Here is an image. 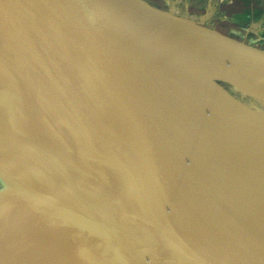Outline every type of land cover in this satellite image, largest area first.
<instances>
[{
  "label": "water",
  "instance_id": "95a60500",
  "mask_svg": "<svg viewBox=\"0 0 264 264\" xmlns=\"http://www.w3.org/2000/svg\"><path fill=\"white\" fill-rule=\"evenodd\" d=\"M123 26L110 0H0V182L23 208L80 243L89 257L80 264H264V203L202 190L199 177L213 185L197 163L190 173L189 146L157 165L169 198L86 95L84 36L152 60L148 47L130 48ZM220 34L264 60V50ZM120 53L96 51L99 71L124 69ZM177 89L222 159L194 91L181 81ZM24 150L38 165L36 177L23 166Z\"/></svg>",
  "mask_w": 264,
  "mask_h": 264
},
{
  "label": "bare ground",
  "instance_id": "6f19581e",
  "mask_svg": "<svg viewBox=\"0 0 264 264\" xmlns=\"http://www.w3.org/2000/svg\"><path fill=\"white\" fill-rule=\"evenodd\" d=\"M110 2L124 19L123 31L127 32L125 36L131 37L130 48L148 47L152 60L148 55L149 61L145 64V56L139 50L123 53L121 44L111 48L95 34L84 36L89 41L85 42L84 89L106 126L166 188L169 198L174 193L157 165L163 164L168 155L189 146L197 165L213 185L207 188L209 194L264 203V102L255 93L264 90V60L233 48L220 32L171 16L151 2ZM115 48L125 56L124 69H116L113 74L109 70L99 71L96 51L106 56L107 51ZM139 60L144 67L142 64L138 67ZM227 66H233L239 76L260 90L245 88L233 76H230L232 87L226 85L228 90L221 86L223 83L212 88V79L220 76L229 80L225 72ZM149 67L161 76L159 82L148 73ZM99 81L112 88V95L101 94ZM179 81L194 91L193 105L198 106L203 113L202 120L210 125L222 159L212 152L208 144L211 138L203 136L198 120L183 104L177 91ZM22 159L28 175L36 177L38 165L34 158L24 150ZM1 188L6 199L19 208L17 219L27 227L23 231L17 225L1 228L0 240L10 243L17 237L21 239L23 234L26 239L23 237L21 242L29 243V238L51 233L52 240L46 236L36 241L32 239L31 245H36L39 255H44L48 263L80 261L79 254L84 250L80 243L67 231L23 208L2 182ZM7 263L8 259L0 258V264Z\"/></svg>",
  "mask_w": 264,
  "mask_h": 264
},
{
  "label": "rangeland",
  "instance_id": "374dc122",
  "mask_svg": "<svg viewBox=\"0 0 264 264\" xmlns=\"http://www.w3.org/2000/svg\"><path fill=\"white\" fill-rule=\"evenodd\" d=\"M150 1L153 5H155L157 8L159 9H164L165 12L171 16L177 17L183 21L189 22V23H194L197 26H200L201 28H205V29H210V30H214L217 32H221L223 34L229 35L235 39H238L240 41L245 42L246 44L249 45H254L256 48L258 49H264V39L262 38H258L256 35H252V34H248L246 35V32L244 30H240L238 28L237 25L232 24V23H228L224 20H229L232 22L236 21V16H228L225 15L223 17L224 20H222V14L225 11V5L224 2L225 0H148ZM212 2L215 5V7L221 6L220 10L218 9V12H215L216 8H212L211 9L209 7L204 8L203 4L204 2ZM234 4H236V0H233ZM220 4V5H218ZM172 6H176V7H180L182 9H184L185 11H187L189 13V17L190 18H186V16L180 14L178 10L175 9H169V7ZM237 7V5H236ZM190 14L192 16H194L196 18H193L190 16ZM187 15V14H186ZM188 16V15H187ZM199 17H203L205 19H208V22H202L198 21ZM205 33H208L207 31H204ZM85 42H89L87 39H85ZM226 77L229 80H224L223 78H221L220 76L218 77V79H212L210 82V86L213 88V86L219 84V83H223L224 85H221L223 88H225L226 90L229 89V87L233 84L231 81V77L233 76L235 79L238 80V84H243L244 87H248V88H255L256 90H260V87H258L257 85L254 86V84L250 83L249 81H247L245 78L241 77L238 75V72L236 71V69L233 66H227L226 69ZM234 82V81H233ZM252 84V85H251ZM229 87H227V86ZM228 88V89H227ZM251 88V90H252ZM227 93V91H226ZM255 93H258V96L260 97V100L262 102H264V90L263 92L261 91H257ZM187 158L188 160L192 161L193 164H190L189 170L190 173L195 174L196 171L194 170L195 168H197L196 162H195V158H194V153L193 150L191 148L187 149ZM181 171L183 169H180ZM186 171V170H185ZM179 176L181 175L180 173H178ZM182 176V175H181ZM199 181V185L202 187L201 189L204 191H207V188H209V183L207 180L199 177L198 179ZM19 211V208H17L13 203H11L8 199H6V197L4 196V193L2 191L1 188V182H0V229L1 228H12V226L14 227L15 225H17L18 227H20L22 229V231L25 229L26 227L25 224L20 223V221L17 219L18 215L17 212ZM19 228V230H20ZM18 230V231H19ZM22 231H19L20 233ZM22 234V233H21ZM22 236L25 238V235L22 234ZM48 237L49 239H54V235L51 233H44L41 235H37L33 238H29V243L28 242H21L22 238L19 239V237H17V239L15 241H11L10 243L6 242L5 240L1 239L0 240V258H3L5 260L8 259L10 264H45L47 262V264H80L83 261H88L89 257L88 255L83 252L80 254V261L78 263L75 262H71L69 260H67V262L64 261H55V262H51L48 263L49 261L46 260V257L44 255H39V253L37 252V248L36 245H31V241L32 239H34V241L36 240H40L39 237ZM41 237V238H42ZM26 239V238H25ZM51 239V240H52ZM32 258V260H31ZM46 262H45V261ZM7 263V264H9Z\"/></svg>",
  "mask_w": 264,
  "mask_h": 264
},
{
  "label": "crops",
  "instance_id": "0c3cea01",
  "mask_svg": "<svg viewBox=\"0 0 264 264\" xmlns=\"http://www.w3.org/2000/svg\"><path fill=\"white\" fill-rule=\"evenodd\" d=\"M144 1L150 2L148 0H144ZM236 2L237 3L234 4L233 0H225L224 5L226 9L222 14H220L222 15L221 17L222 20H224L223 17L225 15L236 16L235 22L229 20H224V21L237 25L240 30L242 29L246 32V35L252 34V35H256L258 38L264 39V0H236ZM215 5L216 4L212 3L211 1L206 3L204 2L203 4L204 8L207 7H209L210 9L211 7L216 8L215 12L216 11L218 12V9L220 10L221 6H219L218 8L215 7ZM169 9L178 10L180 11L179 12L180 14L186 16V18H190L189 13L180 7L172 6L169 7ZM190 16L195 18L191 14ZM202 20L203 22H208V19L199 17L198 21L202 22ZM261 50L264 49L262 48Z\"/></svg>",
  "mask_w": 264,
  "mask_h": 264
}]
</instances>
